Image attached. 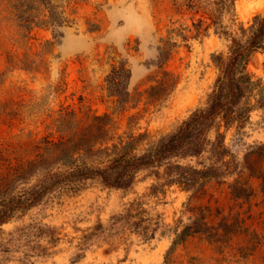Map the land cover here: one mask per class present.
Returning a JSON list of instances; mask_svg holds the SVG:
<instances>
[{"label": "rangeland", "instance_id": "rangeland-1", "mask_svg": "<svg viewBox=\"0 0 264 264\" xmlns=\"http://www.w3.org/2000/svg\"><path fill=\"white\" fill-rule=\"evenodd\" d=\"M51 1L64 17L22 34L26 0H0V210L26 207L0 264H264V49L238 121L228 108L119 187L74 176L149 161L208 111L264 0Z\"/></svg>", "mask_w": 264, "mask_h": 264}, {"label": "trees", "instance_id": "trees-1", "mask_svg": "<svg viewBox=\"0 0 264 264\" xmlns=\"http://www.w3.org/2000/svg\"><path fill=\"white\" fill-rule=\"evenodd\" d=\"M224 3L234 0H221ZM25 7L24 15L20 21V31L22 34L30 33L34 27L55 25L58 18L64 17V11L58 13V7L54 6L51 0H26L23 5ZM254 24L247 36L246 40L239 42L232 39V47L224 66V82L219 87L215 99L206 112H200L194 115L186 123L183 129L173 136L168 143L156 148L153 157L136 163H117L112 169L116 173L104 170L83 169L78 171L74 176L84 179L100 178L101 181L109 187H119L123 185L141 166H150L168 155L177 152L184 144L190 141L194 136L197 127L208 120H212L215 116L220 115L228 108L235 109L236 116L234 121H238L241 113L245 110L249 111L250 107L247 103L246 107H239L240 100L245 95L263 94V89L258 81H253L252 77L246 73L245 65L252 53L257 50L264 49V16H256L253 20ZM46 190L38 193L35 200L29 202L31 206L38 198H40ZM20 204V203H19ZM18 203L11 202L6 208L0 210V226L8 221L13 212L19 208Z\"/></svg>", "mask_w": 264, "mask_h": 264}]
</instances>
